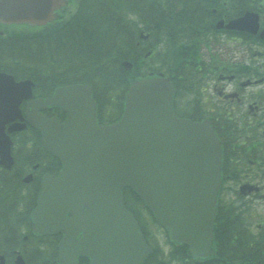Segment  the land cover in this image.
<instances>
[{"label": "water", "instance_id": "1", "mask_svg": "<svg viewBox=\"0 0 264 264\" xmlns=\"http://www.w3.org/2000/svg\"><path fill=\"white\" fill-rule=\"evenodd\" d=\"M66 2L0 0V23L43 24ZM227 26L255 32L257 16L246 13ZM260 35L264 38V28ZM31 83L15 81L0 71V164L4 166L12 163L5 124L23 118L18 104L30 96ZM90 91L84 83L58 86L45 99L31 102L32 111L26 112L27 121L41 131L44 146L63 165L57 176L42 178L31 211L32 230L63 232L61 264H76L78 254L91 257L89 264H142L151 248L123 207L120 191L128 186L171 240L188 245L192 257L213 254L220 183V144L213 128L206 121L176 117L174 89L161 74L133 80L122 116L107 125L96 124ZM46 104L60 105L67 113L65 120L38 113L37 108Z\"/></svg>", "mask_w": 264, "mask_h": 264}, {"label": "trees", "instance_id": "2", "mask_svg": "<svg viewBox=\"0 0 264 264\" xmlns=\"http://www.w3.org/2000/svg\"><path fill=\"white\" fill-rule=\"evenodd\" d=\"M214 2L204 0L201 7L194 2L183 15L169 8V0H77L73 12L60 20L34 31H9L0 37V69L8 70L18 78H31L36 87L44 91L61 82H87L92 86L99 120L111 121L121 113L129 82L142 75L139 71L142 66L149 69L150 65H154L146 62L151 54L148 58L142 57L146 48L152 45H163L155 55L159 63L156 70L177 74L178 88L182 89L186 76L183 64L189 57L186 46L202 33L204 17L210 14L206 8L208 3ZM247 2L238 0V4L233 5V12H240ZM131 14H136L141 26ZM141 27L149 30L148 39H139ZM191 51L197 54L196 47L193 46ZM123 59L133 62L131 70L124 69L121 64ZM26 140L24 136L17 139V147H24ZM33 140L36 143L39 141L36 138ZM228 153L226 150V158ZM15 156V174L4 169L0 172V244H5L4 248L0 246V250L9 259L16 247L21 250L25 264H46L45 258L52 260L56 248L49 249L45 256L46 252H40L37 247L49 237L23 240L19 229L21 221L28 219L33 195L29 187L24 207H19L25 185L17 176L25 165L40 156L26 155V158L21 152H15ZM230 157L231 151L225 163L232 173L236 167L230 163ZM127 194L130 196L127 197ZM132 201L140 203L129 190L124 202L137 217ZM218 206L214 223L217 257L196 264H264V229L257 233L249 229V222L240 217L244 209L242 205L227 204L222 196ZM226 212L228 217L224 214ZM9 261V264H14L12 259Z\"/></svg>", "mask_w": 264, "mask_h": 264}, {"label": "flooded vegetation", "instance_id": "3", "mask_svg": "<svg viewBox=\"0 0 264 264\" xmlns=\"http://www.w3.org/2000/svg\"><path fill=\"white\" fill-rule=\"evenodd\" d=\"M222 1L223 0H221V4ZM191 2L192 0H169L168 4L169 8L174 12L180 11L185 15V13L189 11V7L192 4ZM226 6L227 5H225V7ZM211 9L218 12L222 11V8H217L215 5H213ZM250 10L255 11L258 14L259 27L261 28L264 25V0H255ZM235 16H229L227 13L222 12L221 15L217 17L222 18L226 22L227 19ZM258 32L256 34H249L243 31H233L222 28L219 33L215 34V36H206V38H233L235 41H239L240 38H248L250 48L254 50V43L256 42L255 38H259ZM247 53L253 59H249L247 55H245V51V54L236 56V60L228 61L220 57L218 60L211 61L208 59L201 62L199 116L201 119H205L206 117L210 119L218 112L213 119L216 124L221 123L222 118L228 119L231 123L237 121L244 124L243 132H241L237 126L235 131L232 127L230 128L231 135H229L227 131H223V129H221L222 132L219 131V134L224 142L228 141L227 144L232 142L231 152L234 153V159L231 157L230 161L236 163L237 166H244L240 172L236 173L237 175H235L234 178V181H236L237 184V194L239 195L241 191H246V189L241 190L239 186L247 181V183L255 187L256 190L253 189L245 195V197H251L252 200H255L258 203H263L264 50L256 52L249 51ZM255 57L258 58V61H254ZM239 63L243 65H240ZM177 97L183 96L180 94L176 95V102ZM22 105L24 108L25 103L23 102ZM43 111L51 116H60V114H62V110L54 106L50 108L46 107ZM180 112L179 115L181 116L194 115L195 118H198L195 114L184 110H181ZM31 131L32 128L25 122V127L23 129L14 130L10 133L12 142H14L13 152H33L36 150L34 147L30 146L19 148L15 144L18 139L17 136L19 135H23L30 139ZM230 137L232 141L229 140ZM13 152L12 157L13 160H15L17 159V156H14ZM60 167L59 163L50 156V154L41 150L40 161L33 162L30 166L25 167L23 171L20 172V176L22 180H26L25 182L30 185L34 194L35 190L41 183L42 176L45 173L57 174ZM28 175L29 177H27ZM233 177L234 175L231 179H233ZM52 235L58 243L61 234L56 233ZM25 238H27V236H25ZM183 262V264H196L188 259H184Z\"/></svg>", "mask_w": 264, "mask_h": 264}, {"label": "rangeland", "instance_id": "4", "mask_svg": "<svg viewBox=\"0 0 264 264\" xmlns=\"http://www.w3.org/2000/svg\"><path fill=\"white\" fill-rule=\"evenodd\" d=\"M21 28H23V27H21ZM0 29H1V28H0ZM223 36H224V35H223ZM224 37H225V36H224ZM243 39H247V38H243ZM218 41H219L218 44L212 46V50H213V51H216L217 53H219V57H221V58H223V59H226V60H228V61L236 60V59H237V58H235L236 56H238V55H240V54H245V51H246V54H247V50L249 51V49L246 50V46H247V44L244 43L243 40L235 41V40H233V39L229 40L228 38H220V39H218ZM250 43H252V42H250ZM254 44H255V43H254ZM257 46H258V45H257ZM160 47H161V45L159 44V45H158V48H160ZM254 48H257L256 45H254ZM258 48L263 49L262 46H258ZM250 50H251V49H250ZM209 51H211V50L209 49ZM201 58L204 59V60H208V58H209V52H206V51L204 50L203 53H202V55H201ZM146 62L153 63L154 65H150V66H149V69L146 68V67H148V66H145V65L142 66V67H141V70H139L141 74H144V73H147V72H156V71H157L156 68L159 67V63L155 60V57H151V58L147 59ZM253 62H254V61H253ZM206 63H207V62H206ZM142 65H143V64H142ZM142 68H144V69H142ZM147 69H148V70H147ZM144 70H146V71L144 72ZM193 70H194V69H193L192 65H190V67H189V69H188V72H189L190 77H191L192 79L199 78V72H197V70H196V72L193 73ZM6 71H8V70H6ZM183 100H184V99H179V100H178V105H179V107H180L181 109H183ZM229 198H230V197H229ZM257 204H258V203H257ZM259 207H260V208H264V206H262V205H260ZM141 217H142V219H143L144 221H146V219L148 218V216H147V214H146L145 211H143V215L141 214ZM252 219H254L255 222L259 220V218H252ZM149 229H150L153 233H155L156 236H157V233H158L157 231H158V229H157L154 225L150 224V225H149ZM156 232H157V233H156ZM158 236H159V235H158ZM0 239H1V238H0ZM159 239H160L161 247H162L163 249H165L166 252H168V251H169V246L166 244L165 237H164V234H163L162 232L160 233V238H159ZM1 240H2V239H1ZM0 246L4 248L5 245H4V244H0Z\"/></svg>", "mask_w": 264, "mask_h": 264}]
</instances>
